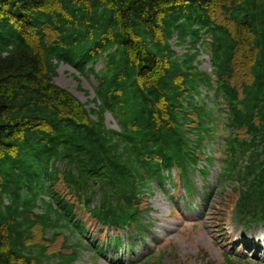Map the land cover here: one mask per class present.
Wrapping results in <instances>:
<instances>
[{"label": "trees", "instance_id": "16d2710c", "mask_svg": "<svg viewBox=\"0 0 264 264\" xmlns=\"http://www.w3.org/2000/svg\"><path fill=\"white\" fill-rule=\"evenodd\" d=\"M62 63L94 77L93 101L56 84ZM208 149L219 184L239 183L222 220L264 229V0H0V264L97 261L144 241L146 195L176 187V170L193 209ZM89 220L124 238L102 244Z\"/></svg>", "mask_w": 264, "mask_h": 264}, {"label": "rangeland", "instance_id": "374dc122", "mask_svg": "<svg viewBox=\"0 0 264 264\" xmlns=\"http://www.w3.org/2000/svg\"><path fill=\"white\" fill-rule=\"evenodd\" d=\"M175 48L179 54L184 52L180 47L176 46ZM200 60L203 61L201 69L210 72L212 66L208 57L201 56ZM101 67L102 64H98L97 70ZM55 82L60 87L74 94L84 104L90 103L96 97L94 91L96 82L94 78L90 75L83 76L78 74L74 68L67 64H60ZM89 107L94 108L95 106L91 104ZM106 123L110 128L119 129L116 120L110 114L106 117ZM215 174V171L212 170L209 178L205 181L201 176L196 175L194 181L196 194L192 201L194 204V210L192 211L186 210L187 197L184 188L178 191L169 188L165 193L155 190L152 196L146 198V204L151 209L147 216L151 227L148 229L145 238L148 245L145 242H139V240L135 242L124 240V247L127 246L128 252H125L123 249L120 252L119 260L116 262L112 258L96 261L91 252H85L76 264H135L137 260L139 261L137 264H142L152 254L160 256L157 258L160 260V264H227L225 256L227 254L233 259L236 258V255H239L241 258L251 256L253 252L254 255L256 254L253 264L257 263V258L260 261L264 260V252L259 254L251 248L237 250L235 246L236 243L242 241L255 240L262 242L264 239V232L262 230L257 229L254 232L248 233L246 237H242L239 230H236L233 224L228 222V218L226 222L222 220L223 216L226 217V213H229L230 217L234 202L238 198L237 189L234 190L235 188L229 187L224 192L218 190V196L209 203L208 208H205V201L202 199V196L205 192L209 193L216 187L217 179ZM206 214L209 217H206ZM89 227L91 231H95L92 223L89 224ZM66 232L64 229L56 232L61 234L59 238L60 242L66 238ZM40 235L39 231L36 232L35 241L47 244L53 236H56L51 233L46 236L47 238H42ZM93 236L96 239L103 238L99 234H94ZM104 236L108 239L112 238V234L110 237L106 234ZM136 243H139V246L143 249H136ZM50 248V253L61 251L58 243L52 247L50 246ZM257 255L260 256L258 257ZM133 259L134 262H131ZM154 263L149 262V264ZM236 264L251 263L244 259L243 262Z\"/></svg>", "mask_w": 264, "mask_h": 264}]
</instances>
